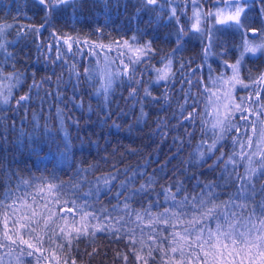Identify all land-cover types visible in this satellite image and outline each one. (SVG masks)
<instances>
[{
  "label": "snow or ice",
  "instance_id": "6c2138e0",
  "mask_svg": "<svg viewBox=\"0 0 264 264\" xmlns=\"http://www.w3.org/2000/svg\"><path fill=\"white\" fill-rule=\"evenodd\" d=\"M69 2L70 0H38L42 7L48 9ZM143 2L147 6H155L160 0ZM174 2L175 0H169V3ZM208 4L211 7L204 11ZM191 5L194 11L189 19L194 20L190 29L186 30L184 25L178 29L177 48L173 50V54L161 57L162 68L147 65L157 73L155 81L149 83L159 85L161 81L167 82L175 75L174 53L179 49L184 35L197 34L203 39L207 33L209 43L204 47V54L207 56L217 31L235 28L241 32L242 44L236 45V48H242V51L234 63L228 60L222 62L224 71L220 75H209L205 80L203 77H196V73L191 72V66H188L190 78L181 82L187 83L189 87L184 91L178 115L181 124L191 125V128L186 129L189 137L195 135L197 125L202 134L209 131L212 133L211 143L208 139H201L194 153H190V156L195 154L197 163L203 161L213 149L219 150L222 142L231 137L233 151L221 152L217 159L227 155L223 170L227 172L231 166L236 173L235 176L229 174L227 177L229 183L239 182L236 190L227 200L220 201L216 191L218 185L209 182L203 185L199 193L191 196L185 194L177 199L185 191L181 182H178L175 192L171 185L162 188L157 193L156 200H149L146 206L137 211L132 206V201L136 196H148L154 191L152 185L155 181L151 176L139 187L130 188L138 177L144 176V172L132 171L129 175L127 171L116 168L114 163L111 166L113 170L98 175L93 184L87 177L91 171L99 168V163L87 166L83 162L70 163L68 166L73 168V173L68 181L60 180L55 174L29 177L19 180L15 192L8 189L6 193L0 194V216L3 217L0 249L6 250L0 255V264H5V256L10 258L8 264H13V261L14 264H30L24 261L25 256L34 257L36 264H77V259L71 256L73 245L84 239L95 242L96 236L103 233L117 240L127 239L128 247L135 256V264H152L154 252L164 253L167 258L164 264H264V201L253 200L256 192L255 184L252 183L254 179L264 175V70L243 75L245 54H264V28L245 23L246 0H191ZM213 8L215 11H212ZM170 16L178 24L181 23L177 8L171 9ZM12 27L7 23L0 25V49L5 47L4 33ZM43 27L45 25L30 30L39 34ZM97 32L102 35V29H97ZM17 34L21 35L20 32ZM50 36L55 43L50 41L47 51L55 50V61H60L66 53H71L73 57L79 56L80 60L99 57L104 53L102 64L99 59L95 65L90 61L84 64L75 60L71 64L65 60L64 64L70 77H75L77 85L82 80L94 85L91 94L97 98L103 97L102 103L106 107L111 103L116 86L122 81H127L131 88L127 99L138 97L139 87L144 83L136 76L139 66L155 59L152 43L139 45L140 38L136 35L104 43L90 41L88 37L81 40L73 35L62 34L54 28ZM112 52L117 55L109 59ZM221 54L227 55V51ZM45 58H49L47 53ZM184 67L181 64L180 70ZM229 70L231 75H228ZM212 71L209 66V73ZM50 79L51 77L46 78ZM60 82L61 77H57V84ZM24 83L26 80L23 73L13 71L5 74L3 68H0V105L11 106L15 101L13 111L30 106L33 99L30 91L22 95L13 92L18 87L23 89ZM209 83L216 91L208 87ZM41 87L42 84L35 80L28 85L29 89L39 90ZM238 87L247 91L248 95L237 97L235 93ZM143 97H150L155 102L160 99L152 96L149 87L144 88ZM57 98H60L59 92ZM164 99L168 102L167 95ZM76 106L82 107V102ZM56 118L63 145L59 149V155L63 161H67L73 148L66 127V121L71 117H65L58 108ZM139 121L140 117H137V122ZM40 126L37 120L36 128ZM162 126L167 128V122L162 120L157 124L158 129ZM44 132L46 135L52 133L47 124L44 125ZM174 139L182 141L183 137ZM236 145H239V152L235 151ZM129 151L135 154V150ZM101 159L107 163L108 157ZM242 161L247 162L244 174L238 171ZM121 175L124 176L123 180L120 179ZM85 183L89 184V188L83 195L97 197L93 203L80 201L78 193ZM114 188L116 191L113 193ZM261 191H264V185L261 186ZM160 195H163V201L159 200ZM101 196H111L116 203L110 207L101 204ZM249 200H253L252 206H249ZM160 208L163 211H159ZM153 209L156 211L153 212ZM169 229H172L170 233ZM137 231L140 238L136 235ZM137 243L140 244L139 250L136 248ZM96 252L97 249L93 248L88 255ZM121 255L125 264H128L129 256L117 253V256Z\"/></svg>",
  "mask_w": 264,
  "mask_h": 264
},
{
  "label": "trees",
  "instance_id": "16d2710c",
  "mask_svg": "<svg viewBox=\"0 0 264 264\" xmlns=\"http://www.w3.org/2000/svg\"><path fill=\"white\" fill-rule=\"evenodd\" d=\"M246 3L245 23L264 28V0H246ZM170 4L172 3L166 6L164 0L155 6H147L143 0H70L69 3L48 9L42 7L38 0H0V25H13L3 35L5 47L0 49V68H3L5 74L13 71L23 73L26 80L23 89L18 87L13 92L22 95L30 91L33 96L30 106L15 111L12 110L15 108V101L11 106L0 105V109H3L0 111V194L6 193L8 189L15 192L19 180L29 177L55 174L60 180L68 181L73 173V168L68 165L83 162L85 166L99 163V168L91 171L87 177L93 184L98 175L112 171L114 163L116 168L127 171L129 175L132 171L144 172V176L138 177L130 188L139 187L151 176L155 181L152 185L154 191L148 196H136L133 199L132 206L137 211L146 206L149 200H156L157 193L162 188L171 185L175 192L178 182H181L185 191L177 199L185 194L191 196L199 193L203 185L209 182L218 185L216 191L220 201L228 199L239 182L229 183L227 180L229 174L236 175L231 166L227 172L223 170L227 155L220 160L217 157L221 152L233 151L231 137L222 142L219 150L213 149L203 161L197 163L195 154L190 156V153H194L201 139H208L211 143L212 133L209 131L202 134L197 125L195 135L189 137L186 129L191 128V125L181 124L178 115L184 91L189 87L187 83L181 82L190 78L188 66H191V72H195L196 77H203L205 80L209 75L224 71L222 62L235 61L242 51L236 48V45L242 44V34L235 28L217 31L207 56L204 54V47L209 41H205V37L201 39L191 33L184 35L179 49L174 53L175 75L167 82L161 81L159 85L149 83L155 81L157 73L147 65L162 68L161 57L173 54V50L177 48L178 29L181 25L186 30L189 29V8L183 9L175 3L172 6ZM171 7H178L180 24L171 18ZM40 25L45 27L40 28L39 34L30 30L39 28ZM54 28L62 34L73 35L81 40L88 37L90 41L107 43L108 40L136 35L140 38L139 45L151 42L155 59L141 64L136 73L137 78L144 81L139 87V96L127 99L131 88L127 81L119 82L110 105L106 107L102 103L103 97L97 98L91 94L94 85L83 80L77 85L75 77H70L64 61L67 60L69 64L74 60L84 64L90 61L95 65L97 58L86 57L80 60L79 56L73 57L71 53H66L60 61H55V50L47 51L49 42L55 43L50 36ZM97 29H102V35ZM225 50L227 55H222ZM46 53L48 59L45 58ZM181 64L185 65L183 70H180ZM209 66L213 70L211 73ZM260 70H264V54L257 53L254 56L246 53L243 75ZM48 77L51 79L46 80ZM57 77H61L59 85ZM34 80L42 84L39 90L28 88ZM145 87L151 88L152 96L160 98L158 102L152 101L150 97H143ZM165 95L168 96V102L164 99ZM81 102L82 107H77L76 104ZM58 108L65 117H71L66 121V127L73 148L67 161H63L59 155V149L63 145L56 118ZM137 117H140L139 122ZM37 120L41 125L39 128H36ZM162 120L167 122L168 127L158 129L157 124ZM45 124L52 130L51 134H45ZM174 137H183V140ZM130 149L135 150V154ZM235 151H240L239 145L235 146ZM105 156L108 157L107 163L101 159ZM241 163L238 171L244 174L247 162ZM120 179L123 180L124 176L121 175ZM252 183L255 184L256 192L253 200L264 201V191H261L264 175L254 179ZM88 188L89 184L85 183L78 195L81 202L93 203L97 197L83 195ZM115 191L114 188L113 193ZM127 194L126 192L125 195ZM99 200L109 207L116 203L111 196H101ZM159 200H164L163 195L159 196ZM253 200L248 201L249 206H252ZM159 211H163V208ZM2 221L3 217L0 216V232L3 231ZM168 231L170 233L172 229ZM136 235L140 238L138 231ZM93 248L97 252L88 255ZM136 248L140 249L139 243ZM5 251L0 249V255ZM118 252L129 256L128 264H135V256L128 247L127 239L117 240L107 233L98 234L95 242L84 239L74 244L71 256L77 259V264H125L122 255L117 256ZM9 259L5 256V264H8ZM23 259L36 264L34 257L25 256ZM166 259L163 252H154L152 264H164Z\"/></svg>",
  "mask_w": 264,
  "mask_h": 264
},
{
  "label": "rangeland",
  "instance_id": "374dc122",
  "mask_svg": "<svg viewBox=\"0 0 264 264\" xmlns=\"http://www.w3.org/2000/svg\"><path fill=\"white\" fill-rule=\"evenodd\" d=\"M160 1H162V0H160ZM164 3H165V5L167 6V4L169 3V0H164ZM174 3H175L177 6H179L180 8H183V9H185V8H189V14H190V17H192V13H193L194 9H193V7H192V5H191V0H175ZM174 3L170 4V6H172ZM210 7H211V5H210ZM172 8H173V7H171L170 9H172ZM176 8L178 9V7H176ZM208 9H209V6L207 5V6L204 8V11H207ZM212 11H215V9L213 8ZM193 20H194V18H193ZM193 20H190V25H191V22H193ZM190 25H189V29H190ZM191 34H192V33H191ZM192 35H194V36L200 38V36L197 35V34H192ZM204 37L206 38L205 41L208 42L207 33L205 34ZM257 42H259V41H257ZM138 46H139V45H138ZM241 49H242V48H241ZM116 55H117V53L112 52V53L109 54V57H108V58H109V59H112V58H114ZM238 57H239V56H238ZM238 57H237V58H238ZM96 58L99 59L100 63L102 64V63L104 62V53L102 52L101 55H100L99 57H96ZM234 62H235V61H233V62H231V63H234ZM221 72H223V71H221ZM221 72H219L218 74H215V75H213V76H218V75L221 74ZM253 74H254V73H253ZM228 75H231V71H230V70L228 71ZM208 77H209V76H208ZM208 87L211 88L212 91H216V89L212 86L211 83L208 84ZM235 95H236L237 97H240V96H247V95H248V92L245 91L243 88H239V87H238L237 90H236Z\"/></svg>",
  "mask_w": 264,
  "mask_h": 264
}]
</instances>
